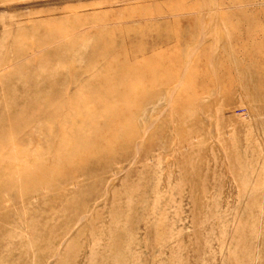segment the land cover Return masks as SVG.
<instances>
[{
  "label": "rangeland",
  "instance_id": "rangeland-1",
  "mask_svg": "<svg viewBox=\"0 0 264 264\" xmlns=\"http://www.w3.org/2000/svg\"><path fill=\"white\" fill-rule=\"evenodd\" d=\"M0 264H264V0H0Z\"/></svg>",
  "mask_w": 264,
  "mask_h": 264
},
{
  "label": "bare ground",
  "instance_id": "bare-ground-1",
  "mask_svg": "<svg viewBox=\"0 0 264 264\" xmlns=\"http://www.w3.org/2000/svg\"><path fill=\"white\" fill-rule=\"evenodd\" d=\"M2 190L0 189V192H1ZM0 217H1V215H0ZM0 237H1V234H0Z\"/></svg>",
  "mask_w": 264,
  "mask_h": 264
}]
</instances>
